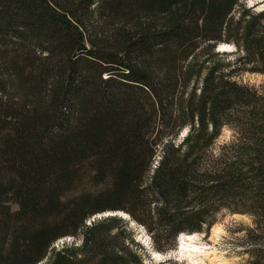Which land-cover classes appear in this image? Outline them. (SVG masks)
<instances>
[{
  "label": "trees",
  "instance_id": "16d2710c",
  "mask_svg": "<svg viewBox=\"0 0 264 264\" xmlns=\"http://www.w3.org/2000/svg\"><path fill=\"white\" fill-rule=\"evenodd\" d=\"M245 1L0 0V264H146L132 223L160 253L225 214L252 219L264 264V90L237 79L264 75V11ZM110 212L130 218L91 221Z\"/></svg>",
  "mask_w": 264,
  "mask_h": 264
},
{
  "label": "rangeland",
  "instance_id": "374dc122",
  "mask_svg": "<svg viewBox=\"0 0 264 264\" xmlns=\"http://www.w3.org/2000/svg\"><path fill=\"white\" fill-rule=\"evenodd\" d=\"M251 1L252 2L246 0L244 2L248 8L255 7L256 12L264 11V2H262L263 0ZM231 52L219 51V53L227 54ZM237 79L243 83L255 86L260 90H264L263 74L246 73ZM230 136L231 132L225 129L222 137L219 140L220 143L228 141ZM11 207L14 211L18 209V207L14 204H12ZM214 226H217L218 229L216 233L213 232ZM214 226L209 231V233H198L197 235L199 236H197L194 240L193 246L197 247L201 253L194 252L192 247L185 249L186 253H193L194 262H192L188 257H177L176 249L178 244H173L172 247L167 251L160 252L163 257L161 261L154 260L151 254L152 251H155L152 248L153 240L151 234L148 233L144 227L135 223L134 225L131 224V227L136 232L137 240L140 242V244H143L144 246H142L147 250V256L145 257L146 264H246L249 256L245 254L242 241L245 237L246 230L252 227V219L246 215L225 214L219 217L217 223ZM65 241L69 240L60 241L54 246H61Z\"/></svg>",
  "mask_w": 264,
  "mask_h": 264
},
{
  "label": "bare ground",
  "instance_id": "6f19581e",
  "mask_svg": "<svg viewBox=\"0 0 264 264\" xmlns=\"http://www.w3.org/2000/svg\"><path fill=\"white\" fill-rule=\"evenodd\" d=\"M249 1L252 2L251 0H249ZM262 2H264V0ZM263 6H264V4H263ZM233 49H234V47H231L229 45L228 46L223 45V46H221V49H219L218 51H220V52L221 51L222 52H231V51H233ZM109 214H111V213H107L108 216H109ZM111 215H115V214L112 213ZM123 218L128 219V215L125 214L123 216ZM132 224L134 225V223H132ZM217 230H218L217 226H214L213 227V232L216 233ZM197 236H199V235L194 234V235H188V236L187 235L186 236L185 235L181 236L182 239L180 238L178 246H177L178 248L176 249L177 257L181 258V257L185 256V257L190 258L191 261L194 262L193 261V259H194L193 253H186L185 249H187L189 247L190 248L192 247L194 252L201 253V251H199L197 247L193 246L194 240L196 239ZM151 254H152L154 260H156V261H161L163 259L162 254H160V253L152 251ZM196 257H198V256H196Z\"/></svg>",
  "mask_w": 264,
  "mask_h": 264
},
{
  "label": "water",
  "instance_id": "95a60500",
  "mask_svg": "<svg viewBox=\"0 0 264 264\" xmlns=\"http://www.w3.org/2000/svg\"><path fill=\"white\" fill-rule=\"evenodd\" d=\"M223 45H225V44H223ZM223 45H220V46H218V48H217V50H219V49H221V46H223ZM219 52V51H218ZM111 214H112V212H110ZM111 214H109V216L107 215V213H104V214H101V215H97V216H95L91 221L92 222H94L96 219H102V218H107V217H110V216H119V217H122L123 218V216L125 215V213H113V214H115V215H111ZM130 217L128 216V219H129ZM123 219H125V218H123ZM186 236V235H185ZM153 258V257H152ZM154 259V258H153Z\"/></svg>",
  "mask_w": 264,
  "mask_h": 264
}]
</instances>
